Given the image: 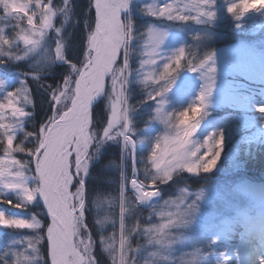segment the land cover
<instances>
[{"label":"snow or ice","instance_id":"obj_1","mask_svg":"<svg viewBox=\"0 0 264 264\" xmlns=\"http://www.w3.org/2000/svg\"><path fill=\"white\" fill-rule=\"evenodd\" d=\"M130 3L131 0H88L84 7L83 36L80 41L74 42L72 32L66 34L64 30L70 20H74V25L80 23L79 19H74L76 5L73 0H62L59 7L53 5V0H0V21H15L14 30L19 29L13 38H9L4 27H0V62H7L9 58L20 61L29 54H39L41 64L67 65V74L63 80L55 87L47 85L52 114L40 125L38 132H27L22 128L24 121L35 115L29 81L25 80L20 88L8 92L0 101V147L3 152L0 157V184L8 191L21 192L26 204L35 203L39 199L46 218L25 220L10 218L0 212V227L37 233L38 238L28 240L25 251L16 254L15 264H97L94 255L96 242L86 215L89 207L86 181L91 162L97 147L109 142L122 143L125 149L122 158L125 161L134 157L132 149L135 140L129 127V113L135 111V108L130 107L127 92L132 76L130 44L134 39V29L121 15L129 9ZM208 3L209 0H187L181 6L179 0H175L155 9L149 7L146 11L157 19L185 22L197 18L183 14L187 11L197 13L198 16L214 17L215 13L203 11ZM6 5L13 7L9 9ZM236 6L235 3L229 7V13L240 15L247 13L250 7L244 5L242 11L233 12ZM57 16L62 18L58 27L54 23ZM25 19L27 27H22ZM50 33L54 34V45L49 43ZM148 35L152 47L145 53L147 59L141 65L142 68L158 63L157 50L163 42L160 32L150 31ZM21 42L26 50L25 55H13L12 49L19 48ZM77 50L78 56L73 59ZM121 56L122 63L118 64ZM185 58L186 53L181 49L158 75L151 70L146 71L142 82L151 85L169 81L181 68V61ZM208 59L211 60V57ZM207 62L204 61L205 64ZM26 75L39 81V71ZM38 87L44 88L45 84L38 83ZM167 90L165 88L151 95L150 100H157ZM211 90L212 84L209 83L200 96L199 106L178 114L181 120L176 125V133L163 136L154 145L151 165L156 176L150 182L153 188L171 181L178 169L198 173L209 172L215 167L219 152L213 154L211 145L207 155L198 156L199 149L191 153L188 151L192 133L199 124L197 118L201 116L200 110L206 107V96ZM102 97L107 99V119L103 126L94 114V105ZM29 106L33 111L27 110ZM190 113L194 115L188 126L183 127V117H190ZM157 115L162 122L172 118L162 110H158ZM21 131H24L25 142H18L13 147ZM29 138L34 141L33 147L25 146ZM15 153H22L29 159H17ZM29 179L35 181L34 187L28 185ZM130 183L140 203L160 195L159 190H149L148 185L136 179L135 175ZM127 185L128 178L124 176L120 184L119 238L117 240L113 232L108 237L102 235L100 240L101 251L108 256L111 264H136L135 257L129 254L137 253L139 249L132 247L131 236L145 232L150 237L149 243L155 241L163 245L167 243V230L176 223V219L169 213L167 223L143 229L139 224L126 228L125 214L129 211L125 196ZM0 202L15 208L24 207V204H14L12 200L3 198H0ZM95 203L101 209L104 201L97 200ZM108 223L115 224V221L107 215L103 218L98 216L95 220L101 230ZM41 245L46 247L47 258L40 251Z\"/></svg>","mask_w":264,"mask_h":264},{"label":"rangeland","instance_id":"obj_2","mask_svg":"<svg viewBox=\"0 0 264 264\" xmlns=\"http://www.w3.org/2000/svg\"><path fill=\"white\" fill-rule=\"evenodd\" d=\"M135 1L131 0L129 9L121 14L122 19L133 25V29L137 14L133 11ZM157 1L144 0V3H146V5L144 4L145 9L149 7L155 9L164 4L175 2V0H162V4L158 5ZM186 2L187 0H179L181 6ZM235 3L237 6L234 8L240 10H243L244 5H249L248 9H258L260 20H258V23H253V25L259 24V26H263L264 0H209L203 11L215 13L214 17L208 15L198 16L197 13L187 11L183 14L197 18L189 19L185 22L169 21L167 19L147 20V23L143 26V31H141L139 36L134 33V39L130 44L131 62L134 48L140 43L138 44L140 47L139 76L135 78L143 81L144 73L148 70L158 75L162 71L163 66L171 62L181 49L186 52V48L193 46L192 49L198 51V46L201 45L199 43L202 40L208 42L220 39L222 35L213 30L211 31L210 28L205 26V22L222 15H231L232 13H229L228 8ZM3 22L6 23L4 25L0 24V27H4L6 36L13 38L15 31L19 29H15L10 33L7 26L13 25L15 21L6 20ZM37 23H39L38 17ZM21 26L27 27L26 19ZM150 31L162 33L163 42L157 50L158 63L154 66L142 68L141 65L147 59L145 53L150 51L152 47L148 35ZM186 31L191 33L187 42L181 37V33ZM52 37L53 33H50L48 40L50 44L54 45L55 41ZM16 49L15 47L13 48V50ZM19 49H23L22 42ZM199 53L204 52L200 51ZM209 57H211V60L205 58L208 61L206 64L204 63L206 60H204L199 64L190 65L185 73H177L169 81L154 84V87L146 94V98L150 99L151 95L160 92L167 86L170 89L164 92L162 97L155 101L152 100L153 104L147 117H143V115L138 117L141 119L146 118L140 128H137L134 124L136 120H133V118L135 119L136 115H129L131 134L132 136L136 135L137 140L134 139L135 146L132 149L134 157L129 158L127 161L123 159V178L127 176V190L131 191L136 199V193L131 190L130 181L134 175L136 179L141 181L137 175L138 169L135 155L137 154V144L146 160L144 177L150 183L156 176L155 170L151 165L154 145L163 136L174 135L177 131V129L174 130L171 127V120L162 122L157 115L158 110H162L166 116L170 115L174 118L182 111H186L193 106H199L201 94L205 91L207 85L211 83V93L206 96V107L201 113L197 131L192 137L188 151L191 153L199 149L198 156L207 155L208 147L211 145L213 154L217 151L219 152V159L214 169L209 172L190 173L186 170L178 169L175 173V176L185 174L188 177L198 179L207 176L210 184L201 188H179L174 196H165V199L161 202H156L159 196L146 203H140L136 199L140 206L143 207H148L151 204L158 205L151 213L155 217V222L147 224L144 228L167 223L169 213L173 219H176V223L167 230V243L163 245H158L155 241L149 243L150 237L144 232L148 238V243L144 247L147 250L153 248V255L155 253V256L161 257L163 261L169 260L170 262L174 260L176 247L178 246V248L184 249L181 264H243L241 260L230 257L228 252L237 247L238 244L243 245L245 250L257 246L247 235L246 227H251L250 222L249 225L247 224V219L250 220L256 215L264 218V182L253 180V178L243 174L249 159H260L262 156V159H264V39L261 38L258 42L250 40L248 43L239 42L224 45L211 53ZM40 60L39 54H29L24 60L20 61L26 62L28 67L40 73L53 65L41 64ZM7 62L17 63L19 61L9 58ZM117 63H122V56ZM213 68L215 69L214 72L211 71ZM32 73L35 72L27 74ZM24 77H29L32 80L31 75L23 73H16L15 75L0 74V101H3L8 92L20 88L25 81ZM33 100L34 104H36L35 98ZM100 101H103V105L106 107L107 99L102 97L98 102ZM161 105H163L162 109ZM31 109L32 107L29 106L27 110L31 111ZM51 114L52 107L49 102L46 114L43 118H40L37 128H34V130L26 128V122L30 120V117L24 121L22 128L27 132H38L40 125ZM193 115L190 113V118ZM25 139L24 131H21L17 140L14 141L13 147L18 142H25ZM221 141L222 143H220ZM217 144H220V146L216 147ZM25 146L33 147L34 141L29 138ZM2 155V147H0V157ZM14 155L20 160L29 159L22 153H15ZM126 164H129L131 168L130 174ZM27 183L29 186H35V181L32 179H29ZM147 185L149 190H156V187L153 188L151 184ZM0 195L3 196V199L9 200V197H13V200L15 199L17 203L24 204V207L19 209H24L25 213L23 215H14L12 211L11 215H9L10 218L32 220L33 217H38L42 220L46 219L39 199L35 203L26 204L21 192L8 191L3 188L2 184H0ZM0 204L11 206L7 203ZM3 228L5 229V227ZM37 238V233L29 230L16 229L15 234H10L7 239L8 246L6 251L10 261L7 264H15L16 254L25 251L26 242ZM262 251H260V258L264 257V252ZM37 264H41V262H37Z\"/></svg>","mask_w":264,"mask_h":264},{"label":"trees","instance_id":"obj_3","mask_svg":"<svg viewBox=\"0 0 264 264\" xmlns=\"http://www.w3.org/2000/svg\"><path fill=\"white\" fill-rule=\"evenodd\" d=\"M227 1V0H224ZM47 2V0H45ZM88 0H73V4L76 5L75 17L74 19H79L80 23L74 25V20H70L69 23L64 26L65 33L72 32L74 42H78L82 39L83 36V21H84V7L86 6ZM62 0H53V5L56 7L61 6ZM146 3L144 0H136L133 8L134 13L136 14L134 20V33L136 36H139L141 31H143L144 24L149 21H156L157 18H153L151 15L147 14V9H145ZM158 5L162 4V0L157 1ZM256 8L248 9L247 13L240 15H225L220 16L216 19H211L205 22V26L210 28L211 31H215L218 34H221L222 37L216 40H210L199 43L198 51H195L193 46L186 48V58L181 61V68L177 73H185L190 65L199 64L204 60L208 59V56L215 52L218 48L235 44L239 42H249L250 40L260 41L264 39V24L259 26V24L253 25V23H258L260 20L259 11ZM260 10V9H259ZM242 10L234 8L233 12H240ZM141 13V14H139ZM144 14V15H143ZM141 15V16H140ZM189 16V15H188ZM257 21V22H255ZM62 22V18L57 16L55 18V25L58 27ZM6 22L0 21V24H5ZM8 23V22H7ZM7 29L10 33L14 31L13 25L7 26ZM194 32V31H193ZM189 32L181 33L182 39H187L190 37ZM54 35V34H53ZM139 39V38H138ZM140 40V39H139ZM138 43V42H137ZM140 44V43H138ZM137 46L134 48L132 58H131V68L132 76L128 85V97L129 105L132 108H135V111H130L129 115H136L135 126L137 128L141 127L143 120L138 118L143 115L147 117L153 101L149 98H146L148 91L154 87V84L145 85L143 82L137 78L139 76V53L140 47ZM195 51V52H194ZM204 53H199V52ZM206 52V53H205ZM78 56V50L73 54V59H76ZM205 56V57H204ZM206 58V59H205ZM49 69L40 73L39 81L30 80L29 77H24L25 80L29 81L30 87L32 88L33 98H35V115L30 117V120L26 122V128L34 130L37 128L40 118H43L46 114L47 105L49 103L47 85H52L55 87L58 83L63 80L64 75L67 74V65L61 63H55L51 65ZM37 72L35 69H31L27 66V63L24 61H19L17 63L10 62H0V74H10L15 75L16 73H31ZM176 73V74H177ZM175 74V75H176ZM8 76V75H7ZM175 82V81H174ZM38 83L45 84L44 88L38 87ZM168 90V86L166 87ZM256 91V89H255ZM261 96V95H260ZM104 102L100 101L94 105V114L97 119L101 121V126L103 122L107 119V111ZM33 111V109H31ZM132 121V119H131ZM133 122V121H132ZM144 123V122H143ZM134 128V127H133ZM137 140L136 135L133 136ZM124 153V147L122 143L119 142H109L100 144L97 147L95 158L91 162L89 169V174L87 178V188L89 191V207L87 211V222L89 223V228L93 233V239L96 242V247L94 250V255L97 259V264H111V260L108 256L101 251L100 240L101 236L108 237L113 232L116 233L117 240L119 238V216H120V206H119V197H120V184L123 180V158L122 154ZM136 155V165L138 169V178L141 181H144L147 184L148 181L144 177L145 173V159L142 153L140 152V147L137 144V154ZM261 157V156H259ZM263 157V156H262ZM262 157L252 159L247 161L246 168L244 169L243 174H246L248 177L253 178V180H262L264 181V159ZM127 165L128 173H131V168L129 164ZM203 177V176H202ZM205 178H193L188 177V175H177L168 183H162L161 185L156 186V190L160 191L159 198L156 202H161L165 199V196H171L177 192L179 188L190 189V187L201 188L203 186L209 185V179L207 176ZM187 178V179H186ZM218 178V177H217ZM216 178V179H217ZM125 189V196L127 198V204L129 211L125 214V223L126 228H132L134 225L139 224L141 229H143L147 224H153L155 222V217L153 216L152 211L157 208L158 205L151 204L148 207L140 206V204L135 199L133 193ZM3 196L0 195V198ZM9 200H12L16 204V200H13V197H9ZM104 201L101 209L96 207V201ZM2 203V202H0ZM222 209V208H221ZM14 215H23L25 213L24 209L21 210L15 207H8L6 204H0V212H3L7 216L11 215V212ZM31 212V211H30ZM109 216L111 220L115 221V224L108 223L101 230L98 225L95 224V220L98 218H103V216ZM10 217V216H9ZM13 217V216H11ZM147 218V220H146ZM149 220V221H148ZM177 230V229H176ZM16 229L14 228H3L0 227V264H7L10 261L7 252V239L10 237V234H15ZM177 232V231H176ZM178 233V232H177ZM23 234V233H21ZM148 243V238L144 232H137L131 236L132 247L138 248L139 251L130 253V257H135L136 264H181L183 260V250L181 247H176V256L174 260L163 261L161 257H156L153 255V248L145 249V244ZM40 251L42 255L47 258L46 247L41 245ZM227 264V263H225Z\"/></svg>","mask_w":264,"mask_h":264},{"label":"bare ground","instance_id":"obj_4","mask_svg":"<svg viewBox=\"0 0 264 264\" xmlns=\"http://www.w3.org/2000/svg\"><path fill=\"white\" fill-rule=\"evenodd\" d=\"M147 202V201H146ZM144 202V203H146ZM251 227L252 228L255 227L253 230L249 229L248 227H246V231L250 232V235H248V237H250V239H252L251 241H253L254 239H262L263 235H264V218L262 216H254L251 218ZM264 247V246H262ZM250 249V248H248ZM248 249H243V245L238 244L237 247H235L234 249L230 250L228 252V255L230 257H235L239 260L242 261L243 264H264V257L260 258V251L259 253H256L254 256H250V255H245L246 253L249 254ZM262 249V248H261ZM252 252V251H251ZM254 253V252H253Z\"/></svg>","mask_w":264,"mask_h":264},{"label":"clouds","instance_id":"obj_5","mask_svg":"<svg viewBox=\"0 0 264 264\" xmlns=\"http://www.w3.org/2000/svg\"><path fill=\"white\" fill-rule=\"evenodd\" d=\"M6 7H8L9 9H11L13 6L12 5H6ZM21 53H23V54H21ZM12 54L15 55V56H21V57H23L25 55V49H19V48H17L16 50H13L12 49ZM200 111L202 113L203 110H200ZM182 112H185V111H182ZM182 112H180V113H182ZM183 119L185 121L183 127H187L188 126V123L191 120V118L188 117L187 115H185L183 117ZM197 119L199 120V117ZM180 120H181V117L178 114L174 118L173 117L171 118V121H172L171 127L174 130L177 129L176 128V125H178L180 123ZM196 131H197V127H196L195 131L192 133V137L195 135Z\"/></svg>","mask_w":264,"mask_h":264},{"label":"water","instance_id":"obj_6","mask_svg":"<svg viewBox=\"0 0 264 264\" xmlns=\"http://www.w3.org/2000/svg\"><path fill=\"white\" fill-rule=\"evenodd\" d=\"M98 101H99V100H98ZM98 101H97V102H98ZM97 102H96V103H97ZM129 127H130V126H129ZM130 186H131V185H130ZM148 187H149V186H148ZM131 190H133V189H131ZM41 204H42V202H41Z\"/></svg>","mask_w":264,"mask_h":264}]
</instances>
